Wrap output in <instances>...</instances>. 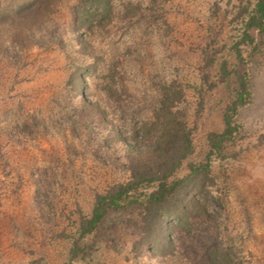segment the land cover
Here are the masks:
<instances>
[{"label":"rangeland","instance_id":"374dc122","mask_svg":"<svg viewBox=\"0 0 264 264\" xmlns=\"http://www.w3.org/2000/svg\"><path fill=\"white\" fill-rule=\"evenodd\" d=\"M81 1L0 0V264H72L81 213L129 178L125 141L166 93L177 92L194 145L173 178L205 161L235 97V46L254 0H111L100 25L78 30ZM255 36L252 102L213 165L210 215L174 222L176 249L159 254L142 241L140 208L111 211L77 264H206L216 247L235 264H264V34Z\"/></svg>","mask_w":264,"mask_h":264},{"label":"trees","instance_id":"16d2710c","mask_svg":"<svg viewBox=\"0 0 264 264\" xmlns=\"http://www.w3.org/2000/svg\"><path fill=\"white\" fill-rule=\"evenodd\" d=\"M245 21L241 39L235 46L239 70L236 93L223 114L224 128L208 135L209 152L205 161L191 163L189 173L173 178L184 161L193 154L192 131L174 110L177 92L166 93L154 121L133 129L128 148L129 178L98 193L89 216L81 213L77 236L71 248V262L85 259L93 247L98 229L111 211L138 207L142 212V241L159 254L173 252L176 243L173 231L177 222L189 227L196 218L209 216V186L214 183L213 165L228 156L226 146L237 139L241 125L237 117L253 98L252 74L249 64L258 49L255 32L264 34V0H254ZM111 0H82L75 9L78 30L100 25L111 12ZM223 77L230 75L225 63ZM85 84V77H79ZM78 88H81L80 85ZM155 141V143H154ZM206 264H235L231 252L216 247L207 251Z\"/></svg>","mask_w":264,"mask_h":264}]
</instances>
